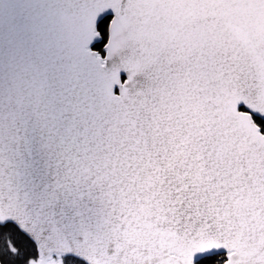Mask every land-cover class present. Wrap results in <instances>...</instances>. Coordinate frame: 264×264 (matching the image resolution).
I'll list each match as a JSON object with an SVG mask.
<instances>
[{"label": "snow or ice", "instance_id": "obj_1", "mask_svg": "<svg viewBox=\"0 0 264 264\" xmlns=\"http://www.w3.org/2000/svg\"><path fill=\"white\" fill-rule=\"evenodd\" d=\"M0 264H264V0H0Z\"/></svg>", "mask_w": 264, "mask_h": 264}]
</instances>
